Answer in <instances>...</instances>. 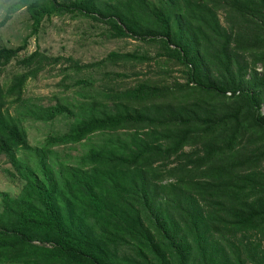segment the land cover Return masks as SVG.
I'll list each match as a JSON object with an SVG mask.
<instances>
[{
  "label": "trees",
  "instance_id": "trees-1",
  "mask_svg": "<svg viewBox=\"0 0 264 264\" xmlns=\"http://www.w3.org/2000/svg\"><path fill=\"white\" fill-rule=\"evenodd\" d=\"M22 9L30 36L55 16H81L111 38L158 45L185 77L87 96L79 111L34 106L28 79L62 58H20L27 37L0 46V155L24 170V123L67 126L36 149L41 175L17 197L0 194V264H264V0H2L0 27ZM146 59L67 61L82 73ZM92 138L54 174L44 152Z\"/></svg>",
  "mask_w": 264,
  "mask_h": 264
},
{
  "label": "rangeland",
  "instance_id": "rangeland-1",
  "mask_svg": "<svg viewBox=\"0 0 264 264\" xmlns=\"http://www.w3.org/2000/svg\"><path fill=\"white\" fill-rule=\"evenodd\" d=\"M1 18L0 11V20ZM31 24L32 21L25 9L15 13L5 26L0 27V46L18 47L27 37V48L20 53V58L39 50L50 58L62 59L59 62L48 60L45 68L36 77L28 79L24 99L30 105L48 107L62 103L79 111L83 102L92 103L90 99H86L87 96H95V100H102L112 88L126 89L143 81L157 84L184 81L183 68L165 57H157L160 50L158 45L132 38H111L109 30L102 23L81 16L73 17L71 14L59 15L46 21L37 34L30 36ZM114 51L147 56L148 59L142 62L109 63L82 73L74 71L67 61L68 58H73L82 64L96 63ZM8 68L16 70L15 61ZM80 79H90L91 84H78ZM11 109L12 112L16 110ZM61 126L54 122L24 123L33 149H22L18 152L26 166V169L21 171L12 166L4 155H0V194L8 193L12 197H17L22 192L25 177L32 178L40 174L36 149L42 148L48 133L59 128H67L66 125ZM93 142H96V138L86 140L82 144L54 146L51 149L52 153L44 152L48 154L47 164L54 174H57L61 164H68L64 159L68 157L76 159L86 154ZM2 207L0 195V211Z\"/></svg>",
  "mask_w": 264,
  "mask_h": 264
}]
</instances>
